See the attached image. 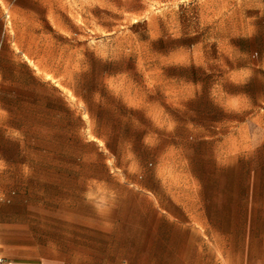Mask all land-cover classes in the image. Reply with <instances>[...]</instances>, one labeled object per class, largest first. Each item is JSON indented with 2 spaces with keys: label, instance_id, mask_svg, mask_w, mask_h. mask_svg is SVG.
Masks as SVG:
<instances>
[{
  "label": "rangeland",
  "instance_id": "rangeland-1",
  "mask_svg": "<svg viewBox=\"0 0 264 264\" xmlns=\"http://www.w3.org/2000/svg\"><path fill=\"white\" fill-rule=\"evenodd\" d=\"M0 4L12 30L41 38L68 100L36 131L0 133L9 264L146 253L153 204L210 213L231 264L243 248L264 264V15L243 0Z\"/></svg>",
  "mask_w": 264,
  "mask_h": 264
},
{
  "label": "crops",
  "instance_id": "crops-1",
  "mask_svg": "<svg viewBox=\"0 0 264 264\" xmlns=\"http://www.w3.org/2000/svg\"><path fill=\"white\" fill-rule=\"evenodd\" d=\"M243 14L264 15V0H243ZM40 39L34 30H12L0 12V133H25L27 126L36 131L43 114H51L60 98L68 103L52 89L56 83L49 77L55 73L37 50ZM183 209L151 205L145 216L146 253L105 255L103 264H231L235 251L231 239L219 235L216 218L196 206ZM242 251L240 264H251L250 252Z\"/></svg>",
  "mask_w": 264,
  "mask_h": 264
},
{
  "label": "built area",
  "instance_id": "built-area-1",
  "mask_svg": "<svg viewBox=\"0 0 264 264\" xmlns=\"http://www.w3.org/2000/svg\"><path fill=\"white\" fill-rule=\"evenodd\" d=\"M0 264H7V260L5 256H3L1 253H0Z\"/></svg>",
  "mask_w": 264,
  "mask_h": 264
}]
</instances>
